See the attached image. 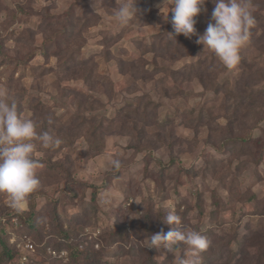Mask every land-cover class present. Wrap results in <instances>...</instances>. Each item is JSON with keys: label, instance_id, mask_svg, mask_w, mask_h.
<instances>
[{"label": "rangeland", "instance_id": "1", "mask_svg": "<svg viewBox=\"0 0 264 264\" xmlns=\"http://www.w3.org/2000/svg\"><path fill=\"white\" fill-rule=\"evenodd\" d=\"M122 2L0 0V89L62 141L35 142L40 187L24 211L0 193V217L32 216V264H177L188 246L151 244L173 227L207 237L199 264H264V0H249L263 21L233 68L196 42L216 0L191 38L172 28L171 0H136L128 25L114 17ZM241 123L260 149L223 137L244 136ZM169 210L179 225L164 222Z\"/></svg>", "mask_w": 264, "mask_h": 264}, {"label": "clouds", "instance_id": "2", "mask_svg": "<svg viewBox=\"0 0 264 264\" xmlns=\"http://www.w3.org/2000/svg\"><path fill=\"white\" fill-rule=\"evenodd\" d=\"M205 2L171 0L169 10L173 15L170 23L176 34H183L186 38L198 35L196 17ZM135 3L136 0H123L115 10L114 17L121 25L137 20ZM211 19L213 22L196 42L213 51L227 68H233L240 62V49L249 40L250 28L255 23L252 6L249 0H216ZM36 141L45 149L62 143L51 131L38 133L35 122L20 115L17 104L10 103L7 91L0 89V193L8 196L10 207L17 211L28 208L30 194L40 187L37 169L42 165L34 158ZM113 165L119 168L120 161L114 160ZM164 222L179 225L181 217L169 210ZM180 243L192 250V258L181 256L177 264H199L195 257L207 249L210 242L198 231L179 227L166 233L161 229L151 236L155 248L164 247L171 251L173 245Z\"/></svg>", "mask_w": 264, "mask_h": 264}, {"label": "trees", "instance_id": "3", "mask_svg": "<svg viewBox=\"0 0 264 264\" xmlns=\"http://www.w3.org/2000/svg\"><path fill=\"white\" fill-rule=\"evenodd\" d=\"M262 21H263L262 18H256L255 19L254 25L250 28V35H252V33H254V31H256L257 26H261L260 22H262ZM166 47L169 48L168 45ZM238 86L239 85L227 86L224 91H230L229 89L231 88L232 89L231 92H235L234 90H237ZM247 91L249 92V94H248V96L244 97L243 100L244 101H250L252 103L255 100L257 94H255L254 92H251L249 90H247ZM252 105L253 104H250V108ZM243 112L245 114V111H243ZM194 115H196V112H193V114L191 116H194ZM252 115H253V113L249 112L244 117L248 118ZM200 120H203V118H201ZM233 121H235V120H233L232 117H229L228 122L232 123ZM241 124L243 127L242 133H245L244 136H241L240 134H232V132L230 130L223 137H225V136H229L230 138L235 137L234 139L236 141L245 145L244 147H242L243 150L247 149L248 151H253V150L260 149V147H261L260 141L254 140L257 138L252 137V135L254 133L251 132L250 130H248V127H245L243 123H241ZM164 127H167V124ZM189 127H191V126H189ZM164 133H165V135H159L160 138L157 136L156 139L158 138L159 141L162 140L161 138L169 139L170 134L167 132V130L165 131V128H164ZM212 133L215 135L216 131L214 132V130L212 129ZM137 134L140 135L141 139H144L142 136V133L140 131L134 132L133 135H137ZM172 146H174V145H172ZM174 149H175L174 147L170 148V150H172V151ZM263 155H264V150H263ZM175 160L176 159L173 158L172 161H175ZM159 166L162 169L166 168V165L163 162H159ZM31 228H33V229L36 228L34 221H33V218H32V216L26 217V214H24V212L10 211V213L8 212V213H5L3 216H1L0 217V258L1 259L4 258V260L8 261L9 264H12V263L15 264V262L18 260H19V262H21V258H25V261H22V263H20V264H32V262H35V261H33L34 257L32 258V256H26L22 253V249L26 252V250H25V246L27 244L25 242V239H27L26 231H28V230L31 231ZM34 250H35V252L37 251L35 249V245H34ZM20 253H21V255H20Z\"/></svg>", "mask_w": 264, "mask_h": 264}, {"label": "built area", "instance_id": "4", "mask_svg": "<svg viewBox=\"0 0 264 264\" xmlns=\"http://www.w3.org/2000/svg\"><path fill=\"white\" fill-rule=\"evenodd\" d=\"M33 249H34L33 244H29V243L26 244V246H25V250H26L27 252H31ZM23 259H25V258H23Z\"/></svg>", "mask_w": 264, "mask_h": 264}]
</instances>
